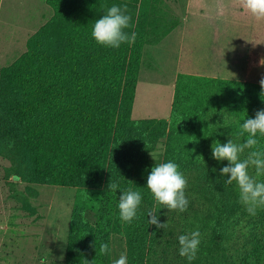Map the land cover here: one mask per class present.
<instances>
[{
    "label": "trees",
    "instance_id": "trees-1",
    "mask_svg": "<svg viewBox=\"0 0 264 264\" xmlns=\"http://www.w3.org/2000/svg\"><path fill=\"white\" fill-rule=\"evenodd\" d=\"M160 2L46 0L51 17L0 69V157L26 183L78 189L64 264H110L109 253L97 255V249L109 245L113 233L124 237L128 264H189L179 255L178 236L197 228L201 242L191 264H264V210L246 212L236 182L223 184L229 174H219L228 161L211 154L215 141L247 138L239 135L240 125L264 109L260 83L178 73L168 120L131 118L144 47L178 26L164 18ZM125 3L132 17L125 31L137 33L135 43L118 49L97 44L95 20ZM256 139L264 150V136ZM160 141V163H177L187 178L184 212L157 204L146 186L159 164L150 154ZM249 173L255 175L254 167ZM109 182L141 192L131 224L121 221L120 190L108 189ZM153 208L167 228L148 224Z\"/></svg>",
    "mask_w": 264,
    "mask_h": 264
},
{
    "label": "rangeland",
    "instance_id": "rangeland-1",
    "mask_svg": "<svg viewBox=\"0 0 264 264\" xmlns=\"http://www.w3.org/2000/svg\"><path fill=\"white\" fill-rule=\"evenodd\" d=\"M186 1L161 0L164 18L180 24ZM199 2L202 9H191L183 36L180 24L157 44L144 47L131 110L133 120L169 119L178 69L205 73L219 68L222 72L216 78L253 83L264 78V64L260 63L264 59V20L239 12L236 0ZM51 15L46 0H0V69L25 51L27 38ZM203 57L210 58L214 67L199 69L198 59ZM163 148V141L156 144L150 154L154 162L162 160ZM77 195L75 187L15 179L10 163L0 157V264H64ZM109 249L113 264L126 254L124 237L111 234Z\"/></svg>",
    "mask_w": 264,
    "mask_h": 264
},
{
    "label": "clouds",
    "instance_id": "clouds-1",
    "mask_svg": "<svg viewBox=\"0 0 264 264\" xmlns=\"http://www.w3.org/2000/svg\"><path fill=\"white\" fill-rule=\"evenodd\" d=\"M242 9L249 12L255 19L264 20V0H238ZM132 17L128 5L113 4L108 7L100 18L95 20L91 35L97 44L118 49L121 44L129 45L135 43L137 33L130 34L125 31L132 27ZM264 60V59H262ZM260 61L261 64L264 62ZM261 95L264 94V78L259 81ZM241 137L247 133V138L242 143H236L228 139L225 143L215 141L211 144L212 158L217 161L227 160L228 164L219 170L220 176L228 175L223 184L236 182L239 190V202L245 206L250 216H255L258 210H264V181L258 179L264 176V150L257 148L259 141L257 134L264 136V109L257 110L254 118L244 119L240 125ZM195 139L189 140L194 141ZM198 142V141H197ZM246 149V157L241 159ZM199 158L203 161L202 156ZM196 156V157H197ZM204 163V161H203ZM254 167L255 175L249 173V167ZM216 171L215 168L212 169ZM133 183L132 181H129ZM219 182V181H218ZM187 178L179 170V165L171 160L159 163L151 168L147 176L146 186L153 195L157 204L163 205L168 211L184 212L188 208L189 200L185 195ZM108 189L116 192L120 190L118 209L122 222L131 224L137 217V210L141 204V192L132 188L121 189L119 182H109ZM157 208L148 211V224L155 225L157 229L168 227L166 222L160 223L157 219ZM201 242L199 229L179 235V255L185 257L189 264L196 259ZM110 251L107 243H101L97 249V255H106ZM113 264H128L127 255L122 253Z\"/></svg>",
    "mask_w": 264,
    "mask_h": 264
},
{
    "label": "crops",
    "instance_id": "crops-1",
    "mask_svg": "<svg viewBox=\"0 0 264 264\" xmlns=\"http://www.w3.org/2000/svg\"><path fill=\"white\" fill-rule=\"evenodd\" d=\"M236 1H238V0H236ZM191 9H194V10H196V11H201V9H202V5L200 4V2H199V0H194V2L192 1V0H187L185 3H184V10H183V14H182V16H181V19H180V24H183V27L181 28V34H182V36H183V34H185V32H186V24H187V22H188V15H189V13L191 12ZM243 11H246V10H244V9H242L241 7H239V12H243ZM180 24H178V26L177 27H180ZM176 27V28H177ZM175 29V28H174ZM173 29V30H174ZM168 36V35H167ZM210 61H212V60H210V58H205V57H203V58H199L198 59V65H197V67L199 68V69H204V68H208L210 65L211 66H213L214 67V65H213V63L212 64H210ZM234 63H232V65H233ZM246 64H247V62H246ZM148 66H149V64H148ZM219 68H211V69H207V72H205V73H199V71H196V69H195V71H184V72H181L179 69H178V72L176 73V75L178 74V73H186V74H194V75H201V76H207V77H216V76H218L217 74H219V73H221L222 71H220V70H218ZM176 75H175V77H176ZM138 76H139V74H138ZM242 78H245V76H246V74L245 73H243L242 75ZM175 80V79H174ZM239 80V79H238ZM242 81H245V80H242ZM137 85V84H136ZM135 92H136V90H135Z\"/></svg>",
    "mask_w": 264,
    "mask_h": 264
},
{
    "label": "water",
    "instance_id": "water-1",
    "mask_svg": "<svg viewBox=\"0 0 264 264\" xmlns=\"http://www.w3.org/2000/svg\"><path fill=\"white\" fill-rule=\"evenodd\" d=\"M18 177L15 176V179H17Z\"/></svg>",
    "mask_w": 264,
    "mask_h": 264
}]
</instances>
